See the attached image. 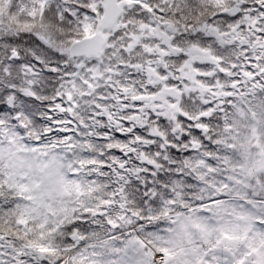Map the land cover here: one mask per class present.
<instances>
[{
    "label": "snow or ice",
    "instance_id": "snow-or-ice-1",
    "mask_svg": "<svg viewBox=\"0 0 264 264\" xmlns=\"http://www.w3.org/2000/svg\"><path fill=\"white\" fill-rule=\"evenodd\" d=\"M0 264H264V0H0Z\"/></svg>",
    "mask_w": 264,
    "mask_h": 264
}]
</instances>
